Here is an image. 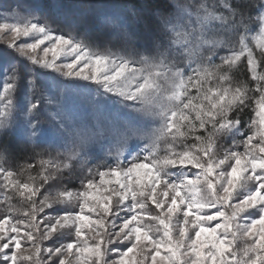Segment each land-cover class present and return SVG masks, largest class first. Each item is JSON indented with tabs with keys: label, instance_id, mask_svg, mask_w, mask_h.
<instances>
[{
	"label": "snow or ice",
	"instance_id": "6c2138e0",
	"mask_svg": "<svg viewBox=\"0 0 264 264\" xmlns=\"http://www.w3.org/2000/svg\"><path fill=\"white\" fill-rule=\"evenodd\" d=\"M4 11L14 22L0 23V43L16 59L0 65V138L40 143L41 104L17 101L21 85L36 87L37 69L94 84L131 114L57 124L70 143L20 165L39 166L40 184L4 167L12 148L0 143V264H264V0H169L143 52L124 22L108 21L122 43L101 51L89 32L60 30L58 14L19 3ZM244 67L253 84L233 75ZM225 136L228 146L218 143ZM101 140L112 163L87 166ZM134 140L143 143L130 148ZM73 161L77 188L61 184ZM13 195L27 202L22 217ZM64 229L74 241L53 239Z\"/></svg>",
	"mask_w": 264,
	"mask_h": 264
},
{
	"label": "rangeland",
	"instance_id": "374dc122",
	"mask_svg": "<svg viewBox=\"0 0 264 264\" xmlns=\"http://www.w3.org/2000/svg\"><path fill=\"white\" fill-rule=\"evenodd\" d=\"M147 1L150 2L152 0H138V2L145 6L147 4ZM237 1L238 0H234V3ZM15 2H18V0H8V2L5 0V2H0V23L4 22L5 17H7L9 23L14 22L11 15L6 13L4 10L7 7L13 5L12 3ZM32 2H34V0H32ZM19 3L24 2L21 1ZM103 6L105 5L99 7V12L103 15V17L97 23V28L99 30V39L97 36L93 37V39L97 40L100 44L99 50L103 51L105 47H112L115 51L117 50V46L122 43V41L117 35H115L114 30L109 26L108 23V20H113V18L115 17V19L117 20L116 23L124 22L126 24L128 33L130 32V28H134L133 32L129 33L131 37V46L136 50L143 52L144 48L149 45L152 37L155 35L156 29H153L152 25L149 26V28L145 27L143 23L146 20L148 21V18L146 20H143L141 17L144 15L150 16L149 18H151L152 20L154 19L157 23L158 13L155 14L148 9H143V14L139 15L138 12L133 11L132 9L130 10V12L127 10L124 11V8L127 7L124 5L111 4L110 6ZM25 7H31V5ZM122 11L125 12L123 17L121 16ZM137 14L138 17H140V19L142 20L139 19V21H136L133 19L132 23H130V18H134ZM140 23L143 24L142 29L136 30V25H140ZM101 26H106L109 28L101 32L99 28ZM253 30H256L255 26H253ZM80 34H82V32H80ZM92 35H97V33L95 34V32H93ZM31 39V37L21 38L17 42L23 43L25 41H30ZM0 45L4 47L3 50H0V65H5L14 61L16 59L14 52L8 49L3 43H0ZM1 51L7 52V54H3V56ZM61 59L67 62V60L71 59V57L62 56ZM23 67L24 71H21L25 75H27L26 66ZM33 79H35L36 81V87L33 89H25L24 86L21 85L20 89H18L17 91V101L20 105H23L25 101L36 98L41 104V109L38 113H36V115L40 121L42 132L41 135L37 137V140L40 141L41 144H44L47 148H49V151H53L55 153L57 149H60L62 151L63 149L61 146L65 143H70L71 141L72 134L70 131L67 133L66 141L65 136L62 135L61 132L57 129V124L61 122L66 124L68 128L71 129L81 122L96 123L97 121H100L103 123L106 121H110L113 118L124 119L131 114V110L126 108L124 104L116 103L117 97H114L109 93H103L102 91L98 90V86L90 84L89 82L69 80L65 77L60 76L58 73H54L48 69H37V73L35 77H33ZM49 99H52L54 102L49 103ZM0 112H2V108H0ZM23 119L24 117L21 113L17 121L20 126L23 125ZM9 135L14 136L19 141H23L18 132H10L7 136ZM103 143L104 142L101 140L99 143L93 145L89 149L88 157V159L97 158L99 162L103 161V163H101V169H103L106 164L112 163L113 160L112 157H105L104 149L101 147V144ZM142 143V141L134 140L130 142L129 147L132 148L136 144ZM8 145L11 146L13 153L17 150V147L12 142H10ZM75 163L76 166L81 167L79 161H75ZM77 173L80 174V169ZM0 195H2L1 190ZM47 211H50V209H45L46 213ZM46 223H48V221H45V224ZM43 227L44 225L41 226V228ZM67 230L69 229H64L63 232L66 233ZM68 233H71V230L68 231ZM63 234L64 233L61 234L60 232H58L54 234L53 239H55L56 236H60V239L65 243L75 240V236L72 233L70 237H68L67 235V239L62 237ZM43 243L44 246H49L50 243L52 245V240H47ZM120 247L123 248L125 247V245L122 244L120 245Z\"/></svg>",
	"mask_w": 264,
	"mask_h": 264
},
{
	"label": "trees",
	"instance_id": "16d2710c",
	"mask_svg": "<svg viewBox=\"0 0 264 264\" xmlns=\"http://www.w3.org/2000/svg\"><path fill=\"white\" fill-rule=\"evenodd\" d=\"M8 2V0H6ZM24 2V3H19V2ZM0 2H5V0H0ZM24 4L25 6H30L31 7H38L40 8L44 13L47 14H58L59 15V28L62 30L64 33H69L71 32L73 35H78L80 32H89L93 37H98L99 39V30L97 28V23L102 19L103 15L99 12L100 8L102 5L110 6L111 4H119V5H124L127 6L124 8V11H129L132 9L133 11H136L139 13V15L143 14L142 10L143 9H148L152 13H158L157 18L161 15L166 13L169 10V0H152V1H147L146 6L142 5L138 0H18V2L12 3L14 4ZM32 3V4H31ZM248 3V0H238L235 2V4L239 7H245ZM122 11L121 16L125 14V12ZM150 16H142L141 18L143 20H146L148 18V21L146 20L143 24L145 27L149 28V26H153V29L157 28V23L156 21L151 18ZM95 19V20H94ZM115 17L113 18V20ZM136 20L139 21L140 17H138V14L133 18H130L129 22L132 23V21ZM140 19V20H142ZM150 19V20H149ZM111 20V21H113ZM109 21V20H108ZM114 22H117L115 19ZM105 24V23H104ZM136 25V30H141L142 25ZM87 25V26H85ZM96 27V28H95ZM101 32L104 30H107L109 27L106 26H101L99 27ZM103 29V30H102ZM134 28H130V32L132 33ZM95 32L97 35H92V33ZM4 47L0 45V50H3ZM2 52V51H1ZM6 55L7 52H2V55ZM3 55V56H4ZM24 65L21 64V70L24 71ZM260 70H264V63H262V67ZM233 75L237 79H244L248 81L249 84H253L250 80V74L248 73L246 67L241 69V73H233ZM258 95V94H257ZM249 104H252V101H249ZM253 116L252 108L247 107L244 109V111L240 114V118L242 121V124H244L246 121L250 120ZM228 141L229 137H222L218 143H222L225 146H228ZM12 142L16 147L17 150L11 155V158L7 163L4 164V167H10L13 170H16L19 173V179L22 182H32L29 180L30 176H36L35 183L40 184L42 181L39 179V166L33 169H27L24 171H20V165L21 164H27L31 162V154L33 151H39V152H46L49 151V148H47L44 144L38 143L36 145L28 144L25 143L24 141H19L17 138L14 136H6L1 138L0 143H7L9 144ZM53 155L56 153L51 151ZM99 161L97 158H91L88 159L85 163L87 166H93L97 164ZM80 166H76L75 161H73V167L69 171H65L63 175V180L61 181L62 185H66L69 188H77L79 187V180L78 176L79 174L77 173L78 170H81ZM102 168V164H101ZM49 185H45V189H47ZM1 193L3 194V189L1 188ZM43 191V190H42ZM12 203L20 210V213L18 214L19 217H22V212L23 209L27 206V202L24 201L22 198H20L18 195H13ZM0 208H3V205H0ZM52 211H47V213H51ZM3 215V212L0 211V216ZM41 216L44 215V213L40 214ZM43 226V225H41ZM69 230L63 232L64 234L62 237L68 238L71 236V233H68ZM68 235V237H67ZM51 246V243L50 245Z\"/></svg>",
	"mask_w": 264,
	"mask_h": 264
}]
</instances>
